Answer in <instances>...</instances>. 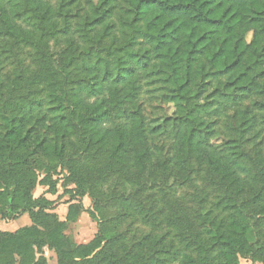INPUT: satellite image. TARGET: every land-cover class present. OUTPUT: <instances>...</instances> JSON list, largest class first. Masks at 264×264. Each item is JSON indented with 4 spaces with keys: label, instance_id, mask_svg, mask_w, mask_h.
<instances>
[{
    "label": "trees",
    "instance_id": "obj_1",
    "mask_svg": "<svg viewBox=\"0 0 264 264\" xmlns=\"http://www.w3.org/2000/svg\"><path fill=\"white\" fill-rule=\"evenodd\" d=\"M75 1L0 0V220H30L0 231V264H47L44 249L56 264H264V154L247 148L264 126V0H84L73 26ZM154 85L174 113L151 127L137 100ZM166 133L168 149L150 144ZM59 167L91 199L87 244L64 234L72 203L60 221L32 195L56 193Z\"/></svg>",
    "mask_w": 264,
    "mask_h": 264
},
{
    "label": "rangeland",
    "instance_id": "obj_2",
    "mask_svg": "<svg viewBox=\"0 0 264 264\" xmlns=\"http://www.w3.org/2000/svg\"><path fill=\"white\" fill-rule=\"evenodd\" d=\"M94 1L93 4H95ZM70 13L74 14V18L71 19L73 26L82 20L86 14L89 13V7L86 5L84 0H76L72 6H70ZM117 15H114L110 21L116 22ZM64 39L59 38L56 45H53V52L59 51L60 48L63 47ZM24 64L30 66L31 58L25 56L23 58ZM10 69V68H9ZM141 90L142 92L139 95L137 103L140 105V112L150 121V126L155 127L162 125L164 120L171 117L174 113V108L170 104H166L161 99L162 90L156 85L150 87H144ZM228 119L222 118L217 120V129L221 136H224L223 133V125ZM252 138L250 140V145L247 147L249 149V154L254 156L256 152H259L261 155L264 154V126L257 125L255 130L252 133ZM150 144L155 145L158 148H163L164 150L168 149L170 146L171 140L170 136L166 134H161L159 136H149ZM66 171L63 167H59L57 171L53 175V179L56 181V193L51 195L47 192V188L44 186H37L33 191V197L38 198L40 196H44L46 199L53 201V212L57 214L60 221H65L66 213L68 206L72 203L76 212L78 213V217L74 223H67L64 234L69 238L70 242L75 245L87 244L90 242L94 235L96 234L97 227L96 222L92 220L88 213L85 211L86 209H92V202L89 196L86 194L84 197L77 198L73 193L71 194L66 191H72L74 189V185L64 186V180L66 177ZM203 184L200 181L195 183V187H201ZM194 189V188H192ZM189 187L185 186H177L175 188V194L178 198L184 201H189L190 198L194 197L195 194H192L193 191L195 193H200L201 189L192 190ZM83 205V206H82ZM190 206H194L191 204ZM83 207V208H82ZM85 209V210H84ZM207 210H210V207H206ZM3 223V224H2ZM1 228L9 230H15L16 228L30 225V220L27 215L24 217H20L14 221L10 222H2ZM142 231V229H139ZM44 256L47 260V264H56L55 254L52 251L44 249ZM239 264H260L259 262L252 261L250 259H239Z\"/></svg>",
    "mask_w": 264,
    "mask_h": 264
},
{
    "label": "crops",
    "instance_id": "obj_3",
    "mask_svg": "<svg viewBox=\"0 0 264 264\" xmlns=\"http://www.w3.org/2000/svg\"><path fill=\"white\" fill-rule=\"evenodd\" d=\"M23 217H24V215H22ZM21 216V217H22ZM20 218V217H19ZM18 219V218H17ZM3 221H1L0 220V226H1V223H2ZM3 224V223H2ZM25 226H29L28 224L27 225H25ZM22 227H24V226H22ZM19 228H21V227H19ZM19 228H16L15 230H9V231H7L6 229H2L1 227H0V231H7V232H14V231H16L17 229H19Z\"/></svg>",
    "mask_w": 264,
    "mask_h": 264
}]
</instances>
